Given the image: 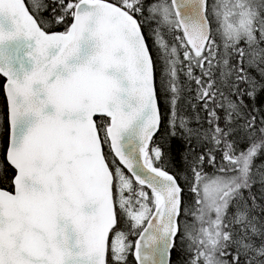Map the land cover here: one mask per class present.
Returning a JSON list of instances; mask_svg holds the SVG:
<instances>
[{
  "label": "snow or ice",
  "instance_id": "obj_1",
  "mask_svg": "<svg viewBox=\"0 0 264 264\" xmlns=\"http://www.w3.org/2000/svg\"><path fill=\"white\" fill-rule=\"evenodd\" d=\"M0 264H264V0H0Z\"/></svg>",
  "mask_w": 264,
  "mask_h": 264
}]
</instances>
